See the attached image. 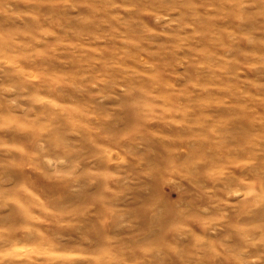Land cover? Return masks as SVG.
Wrapping results in <instances>:
<instances>
[{"label": "clouds", "instance_id": "1", "mask_svg": "<svg viewBox=\"0 0 264 264\" xmlns=\"http://www.w3.org/2000/svg\"><path fill=\"white\" fill-rule=\"evenodd\" d=\"M0 264H264V0H0Z\"/></svg>", "mask_w": 264, "mask_h": 264}]
</instances>
